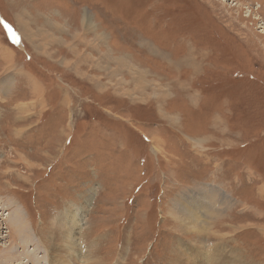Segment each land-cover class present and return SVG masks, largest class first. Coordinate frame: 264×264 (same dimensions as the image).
Returning a JSON list of instances; mask_svg holds the SVG:
<instances>
[{
	"label": "rangeland",
	"instance_id": "rangeland-1",
	"mask_svg": "<svg viewBox=\"0 0 264 264\" xmlns=\"http://www.w3.org/2000/svg\"><path fill=\"white\" fill-rule=\"evenodd\" d=\"M0 221L29 264H264V0H0Z\"/></svg>",
	"mask_w": 264,
	"mask_h": 264
},
{
	"label": "bare ground",
	"instance_id": "bare-ground-1",
	"mask_svg": "<svg viewBox=\"0 0 264 264\" xmlns=\"http://www.w3.org/2000/svg\"><path fill=\"white\" fill-rule=\"evenodd\" d=\"M239 7V6H238ZM33 37V36H32ZM126 65V64H125ZM144 74V73H143ZM138 75V74H137ZM142 75V74H141ZM143 76V75H142ZM143 80L144 79H141V81L143 82ZM137 83H138V81H137ZM141 83V82H140ZM139 84V83H138ZM142 85V84H141ZM144 85V84H143ZM156 140V139H155ZM201 192V191H200ZM203 192H205L203 195H204V197H202V198H204V199H206V201H208V202H211V201H213L215 198H213V195L214 194H216V190H214V189H211V188H205V190L203 191ZM200 196H202L201 195V193H198ZM218 194V193H217ZM219 195V194H218ZM185 196V195H184ZM189 196V195H188ZM220 196V195H219ZM187 197V196H186ZM191 198V197H190ZM184 199V198H183ZM214 203H216V201L214 200L213 201ZM213 202H212V204L211 205H213ZM193 204H194V202H191V200H189V198L188 199H184V201L182 200V199H180L179 201H178V198L175 200V202H174V205H173V207L175 208V210L177 211V213H178V215H179V224H181V222H183V226H184V229H185V231L186 232H191V231H194V227H192V228H190V229H188V226L189 225H192V222H198V219H197V217L196 216H194V217H192V218H188V216L190 215V214H194V212H192V206H193ZM199 204H201V205H204V203H199ZM218 205V204H217ZM14 216H15V218L12 216L11 218H10V220H9V224H11V227H12V232H14L15 231V229H16V231H17V233L18 232H21L20 230H22V235L23 236H25V235H28V239H29V234H27V233H25L24 231L25 230H28L27 229V227H26V225L24 224V221H25V218H24V214H23V211L22 210H20V209H16V211H15V214H14ZM176 218V217H175ZM193 226V225H192ZM22 227H23V229H22ZM206 227H207V224L206 223H204V224H200V225H197L196 226V232L200 235L202 232H204V230L206 229ZM3 225H2V223H1V221H0V244H5V246H4V248L5 249H3V250H1L0 251V264H7V263H10V264H13V262H15L16 261V259H17V262H18V264H25L26 262H28V263H26V264H29V261H27L26 260V258H25V256H22V258H19V257H17L16 256V249H17V247L13 244V243H11V242H8V237H9V234L8 235H6V236H4V233L5 232H3L2 233V231H3ZM20 229V230H19ZM25 229V230H24ZM24 230V231H23ZM10 232V231H9ZM9 232H6V233H9ZM1 233H2V235H1ZM16 233V234H17ZM21 233H19V234H21ZM19 236V235H18ZM27 238H25V237H22L21 238V242L23 243V244H28V243H30V240H28ZM63 240V239H62ZM61 240V241H62ZM13 242V241H12ZM15 242V241H14ZM37 246H38V249H39V252H40V250L42 249L41 248V246H40V244H39V242H37ZM36 245V244H35ZM19 251V250H18ZM17 251V252H18ZM19 253V252H18ZM203 253V252H202ZM186 255L187 256H189V254L188 253H186ZM74 256V255H73ZM192 257H193V254L191 255ZM205 256V255H204ZM70 257V256H69ZM31 258V257H30ZM199 258V257H198ZM20 259H21V261H20ZM183 259V258H182ZM195 259V258H194ZM202 259V258H201ZM19 260V261H18ZM26 260V261H25ZM184 260V259H183ZM31 261V260H30ZM38 261H39V259H38ZM43 261V260H42ZM180 261H181V259H180ZM44 262V261H43ZM184 262H185V260H184ZM201 262V261H200ZM203 262V261H202ZM39 263H40V261H39ZM179 263V262H178ZM181 263V262H180ZM183 263V262H182ZM40 264H42V263H40ZM70 264V263H69ZM186 264H189L188 262L186 263Z\"/></svg>",
	"mask_w": 264,
	"mask_h": 264
},
{
	"label": "crops",
	"instance_id": "crops-1",
	"mask_svg": "<svg viewBox=\"0 0 264 264\" xmlns=\"http://www.w3.org/2000/svg\"><path fill=\"white\" fill-rule=\"evenodd\" d=\"M49 24H50V23H49ZM143 81H144V80H143ZM139 84H140V85H141V84L143 85V82L141 81V83L139 82ZM137 85H138V83H137ZM137 85H136V86H137ZM6 86H8V85L5 84V87H6ZM136 86H135V87H136ZM4 90H5V89H4ZM208 251H209V249H208Z\"/></svg>",
	"mask_w": 264,
	"mask_h": 264
}]
</instances>
